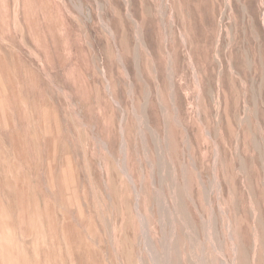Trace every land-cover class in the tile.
<instances>
[{
	"label": "rangeland",
	"instance_id": "374dc122",
	"mask_svg": "<svg viewBox=\"0 0 264 264\" xmlns=\"http://www.w3.org/2000/svg\"><path fill=\"white\" fill-rule=\"evenodd\" d=\"M0 264H264V0H0Z\"/></svg>",
	"mask_w": 264,
	"mask_h": 264
}]
</instances>
